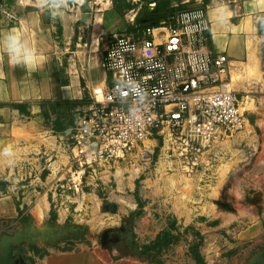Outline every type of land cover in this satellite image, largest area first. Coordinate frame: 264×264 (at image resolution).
<instances>
[{
	"label": "rangeland",
	"instance_id": "obj_1",
	"mask_svg": "<svg viewBox=\"0 0 264 264\" xmlns=\"http://www.w3.org/2000/svg\"><path fill=\"white\" fill-rule=\"evenodd\" d=\"M182 1L72 0L62 16L53 18L47 9L42 10L37 6L36 0H0V34L15 29L27 43L32 41L33 44L41 45L44 51H52V62L58 63L55 69L60 73H65L70 64L77 63L87 76L88 69H91L92 80L97 83L103 80L101 63L117 34L141 30L140 20L150 18V12L154 9L175 14L196 2L188 0L183 5ZM79 51L84 52L85 62L77 56ZM98 51V56L93 54ZM250 93L254 97L243 98L238 95L249 125L221 142L244 134L241 143L231 150L233 157L229 159L234 163H230V167L224 166L220 170V177L216 174L211 177L213 184L204 179L201 181L204 187L189 186L187 194L179 191L173 194L165 186L167 193H163L157 201L163 202L167 197L168 203L171 202L169 205H176L181 211L187 206V217H182L181 223L177 218L179 214L166 212L163 216L160 212H148L147 208H158V203L157 206L149 207L152 199L140 192V188L146 185L142 183L145 176L143 172L134 182L133 190L128 188L133 177L125 179L122 186L119 182L122 179H118L120 174H117L118 178L115 174L116 171L124 170L123 162L127 156L86 168L77 190L69 182V163L59 171L60 179L55 194L49 195L52 203L49 222L42 232L32 234L35 237V240L30 238L32 243L40 242L38 238H42L41 235L49 242H54L61 241L68 233H84L73 228L81 226L76 222L67 221L64 225L57 223L58 211L55 206L57 202H66L71 207L68 213L83 216L79 221L88 220L92 230H95L91 236L89 230L84 239L90 238L88 242L91 246L104 250L106 264H244L256 254L264 253V95ZM91 96L82 100L41 103L46 126L55 135L63 134V148H66L67 154L70 153L68 135L89 102H92ZM20 105L28 106L24 103H0V107L13 110L21 109ZM24 114L28 116V112ZM6 147L0 144V153ZM11 147L14 155L0 154V198L13 197L20 213L24 198H35V190H42L41 181H44L50 169L49 163L41 158L42 153L19 146ZM135 153L139 161L145 164L146 172L156 164L159 154L156 150L142 155L140 149L132 154ZM169 155L170 160L179 161L183 167L182 161L171 151ZM45 157L50 158L47 155ZM199 168L191 173H196ZM169 173H173L172 168ZM123 176H130L129 172ZM131 202H134V210H130ZM112 205L116 206L115 213L110 212ZM209 205H214L217 212L213 214L208 209ZM23 218L26 221L20 220V224L29 227L32 217ZM253 227H258V230L253 232ZM136 230L142 233L148 230L147 240L143 241ZM16 231V228L12 229L13 233ZM103 233L106 238L102 241ZM246 233H252L253 237L245 239ZM208 238L211 241L207 243ZM146 247H150L147 252Z\"/></svg>",
	"mask_w": 264,
	"mask_h": 264
},
{
	"label": "crops",
	"instance_id": "obj_2",
	"mask_svg": "<svg viewBox=\"0 0 264 264\" xmlns=\"http://www.w3.org/2000/svg\"><path fill=\"white\" fill-rule=\"evenodd\" d=\"M187 1L183 0L181 4L185 5ZM203 2L207 6V14L211 22L210 50L214 54H224L228 57V80L230 86H233L236 96L254 97L252 96L254 94L250 92H256V95H264V78L262 77L264 0H203ZM225 9L232 13L231 17H227L223 11ZM156 32V42H163L167 37L166 31L161 29ZM7 34V31L0 34V103H24L28 106L20 105L21 109L19 110L0 107V144L19 146L29 151L34 149L35 152L42 153L41 158L49 163L50 173L44 178V181H41L42 190H35L37 193L35 198L29 196L24 198V203L20 206L21 216L13 197L0 198V240L5 234L16 235L21 233L27 235L11 247V257L14 259L21 258L26 264H106L102 252L104 250L94 245L91 246L88 237L86 239L49 242L41 235L42 238H38L40 242L37 244L30 240V238L35 240L32 234L42 232L48 224L52 209L49 195L55 194L54 191L60 179L59 171L64 169L63 166L66 167L71 159V153L67 154L66 148H63V134L55 135L50 127L46 126L41 103L42 101L55 100H82L92 95V102H89L86 108L88 109L97 99L95 92L106 89L103 65H101L104 72L103 80L97 83L92 80V70L88 69L87 76L77 63L70 64L66 72L62 74L55 69L58 63L52 62L54 59L53 52L44 51L41 45L33 44L32 41L27 44L36 51L38 59L33 64L18 65L9 57L3 47L2 41ZM83 53L79 51L77 56L85 62ZM93 54L98 56L99 51ZM26 112H28V116L24 114ZM247 125H249V119L245 129ZM166 131H163L164 137L155 134L147 142L150 152L157 150L159 153L156 164L151 170L146 172L145 164L139 161L138 154L135 153L129 154L124 159V170L116 171L115 175L118 178L117 174H120L118 179H122L119 181L122 186L126 182L125 179L133 177V181L129 182L130 185L128 186L133 190L136 179L139 178L140 172H143L145 176H143L142 183L146 185L142 189L140 188V192L152 199L149 207L158 203V208L152 210L147 208L148 212H160L163 216L166 212L179 214L177 218L181 223L180 219L187 217V206L181 211V209H177L176 205H169L171 202L168 203L167 197L163 202H157L163 193H167L165 186H168V190L173 194L178 191L187 194L189 186L201 188L204 187L201 184L204 179L206 182H212L211 177L215 174L220 177V170L224 169V166L230 167V163H234L233 160L229 159L233 157L231 150L235 145L241 143V137L244 134L241 133L225 143L213 145L201 160L197 172L189 174L179 161L170 160ZM45 155L50 158H46ZM216 162L217 164L214 165ZM218 163L221 165L219 166ZM171 168L173 169L172 174L169 173ZM128 172L130 176L124 177L123 174ZM224 174L226 175V173ZM176 199L178 200V197ZM55 207L58 211L56 219L58 224L64 225L67 221H73L88 227L90 236L94 234L95 230H92L93 227L89 225L88 220L79 221V218H83V216L78 213L67 212L71 207L66 202H57ZM134 209V202H131L130 210ZM208 209L213 214L217 212L214 205H209ZM22 210L24 211L22 212ZM29 215L32 217L30 226H22L20 224L21 217ZM222 216L225 217L226 215L222 214ZM15 228L17 231L13 233L12 229ZM253 228V232L258 230V227ZM136 232H139L143 241L147 240L148 230L145 233L139 230ZM252 237V233H246L244 236L247 240ZM209 238L207 243L211 241Z\"/></svg>",
	"mask_w": 264,
	"mask_h": 264
},
{
	"label": "built area",
	"instance_id": "obj_3",
	"mask_svg": "<svg viewBox=\"0 0 264 264\" xmlns=\"http://www.w3.org/2000/svg\"><path fill=\"white\" fill-rule=\"evenodd\" d=\"M203 0L150 26L117 34L103 58L106 89L69 134V182L77 190L86 168L123 159L167 130L168 150L187 173L215 144L245 129L246 113L230 86L229 60L210 50ZM166 39L157 43V30ZM264 71V51H263Z\"/></svg>",
	"mask_w": 264,
	"mask_h": 264
},
{
	"label": "clouds",
	"instance_id": "obj_4",
	"mask_svg": "<svg viewBox=\"0 0 264 264\" xmlns=\"http://www.w3.org/2000/svg\"><path fill=\"white\" fill-rule=\"evenodd\" d=\"M72 0H36V4L39 8L47 9L53 18L57 16H62L64 10L69 7V4ZM227 17H231L232 13L223 10ZM3 47L6 49L9 57L16 63L22 65L33 64L37 59L36 51L31 48L26 41L23 40L21 35L13 29L3 38ZM4 156L14 155L11 145L6 147L3 150V153H0Z\"/></svg>",
	"mask_w": 264,
	"mask_h": 264
},
{
	"label": "water",
	"instance_id": "obj_5",
	"mask_svg": "<svg viewBox=\"0 0 264 264\" xmlns=\"http://www.w3.org/2000/svg\"><path fill=\"white\" fill-rule=\"evenodd\" d=\"M110 212H116V206H110ZM27 235L25 234H16V235H3L0 240V264H26L21 258H12L11 257V247L12 245L23 240ZM106 234L103 233L102 241L105 240ZM244 264H264V253H259L253 256L248 262Z\"/></svg>",
	"mask_w": 264,
	"mask_h": 264
},
{
	"label": "trees",
	"instance_id": "obj_6",
	"mask_svg": "<svg viewBox=\"0 0 264 264\" xmlns=\"http://www.w3.org/2000/svg\"><path fill=\"white\" fill-rule=\"evenodd\" d=\"M150 14L152 15L150 18L140 20L141 21V23H140L141 27L140 28L144 29V28L150 27V26H158V24L161 20L173 15V13H171V11L162 13V12H160V10L158 8L155 11H151ZM20 216H21V212H20ZM21 220H24V218L21 217ZM24 221H26V220H24ZM73 228L76 230H83L84 233L81 235H74L72 233H68L61 239V241L83 239L84 236H87L89 234V229L86 226H78L77 225ZM57 241H59V240H57ZM155 245L156 244H154V246ZM149 249H150V247H146L145 248L146 252Z\"/></svg>",
	"mask_w": 264,
	"mask_h": 264
},
{
	"label": "bare ground",
	"instance_id": "obj_7",
	"mask_svg": "<svg viewBox=\"0 0 264 264\" xmlns=\"http://www.w3.org/2000/svg\"><path fill=\"white\" fill-rule=\"evenodd\" d=\"M154 11H155V9H154Z\"/></svg>",
	"mask_w": 264,
	"mask_h": 264
}]
</instances>
